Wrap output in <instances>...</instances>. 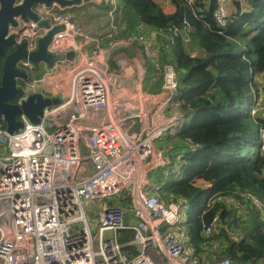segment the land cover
<instances>
[{
  "label": "built area",
  "instance_id": "built-area-1",
  "mask_svg": "<svg viewBox=\"0 0 264 264\" xmlns=\"http://www.w3.org/2000/svg\"><path fill=\"white\" fill-rule=\"evenodd\" d=\"M226 4L227 0H216L214 19L220 26L226 22ZM38 12L52 25L64 27L53 36L47 52L55 56L74 52L75 58L67 62L71 65L65 72L66 92L58 84L46 90L48 97L60 102L44 108L37 124L21 115L23 127L12 135L0 124V264H199L179 232L183 207L145 192L147 172L164 164L155 142L179 121L172 110L177 88L174 66H162L158 93L129 86L119 74L107 71L104 59V54L125 47L129 39L110 41L105 52L95 45L89 57L80 60L77 40H96V35L82 29L68 9L41 6ZM12 32L18 44L26 41L28 52L46 33L33 22H23ZM158 49L157 44L150 48L151 59L157 58ZM37 84L31 82L30 87ZM196 184L203 190L211 188L202 180ZM123 193L129 197L127 207ZM236 195L263 207L250 194ZM217 199L211 195L204 212ZM100 200L108 202L96 216L98 227L93 233L89 209L83 204ZM224 200L241 204L234 197ZM126 231L129 238L120 242ZM201 231L207 241L200 263L208 259L206 264H232L229 257L217 255L216 236L224 231L237 244L241 235L221 224L218 216L204 222Z\"/></svg>",
  "mask_w": 264,
  "mask_h": 264
},
{
  "label": "trees",
  "instance_id": "trees-1",
  "mask_svg": "<svg viewBox=\"0 0 264 264\" xmlns=\"http://www.w3.org/2000/svg\"><path fill=\"white\" fill-rule=\"evenodd\" d=\"M116 1L117 22L123 26L119 39L154 29L159 55L151 68L156 80L160 83L165 63L177 74L172 110L179 121L159 139L168 144L160 149L164 164L149 176L151 191L166 204L181 205L184 213L190 208L179 227L199 264L207 241L202 224L214 216L242 237L236 244L220 232L219 257H229L232 264H264V107L256 104L264 94V0H227L224 26L214 19L216 0H166L171 12L155 0ZM196 50L204 53L192 57ZM23 97L19 94L10 103ZM198 180L211 188L201 189ZM237 193L252 195L263 207L245 203ZM211 195L218 199L204 212ZM228 197L241 207L226 203ZM122 233L120 242L130 236Z\"/></svg>",
  "mask_w": 264,
  "mask_h": 264
},
{
  "label": "water",
  "instance_id": "water-1",
  "mask_svg": "<svg viewBox=\"0 0 264 264\" xmlns=\"http://www.w3.org/2000/svg\"><path fill=\"white\" fill-rule=\"evenodd\" d=\"M89 0H0V121L9 135L17 133L23 124L18 117L25 116L32 124H37L43 109L58 104L59 98L46 97L40 87L31 88L28 82L34 80L20 68L22 62H29L34 67L44 66L53 69L56 63L72 62L74 52L66 55H52L47 46L53 36L64 30L62 25H52L48 19L39 16L41 6H58L69 9L87 3ZM18 2V3H17ZM23 22H33L43 28L45 34L37 40L35 50L26 49V41L18 44L17 35L12 31L18 29ZM204 51L200 50L199 54ZM21 82V87L17 83ZM24 97L17 103H10L19 94Z\"/></svg>",
  "mask_w": 264,
  "mask_h": 264
},
{
  "label": "crops",
  "instance_id": "crops-1",
  "mask_svg": "<svg viewBox=\"0 0 264 264\" xmlns=\"http://www.w3.org/2000/svg\"><path fill=\"white\" fill-rule=\"evenodd\" d=\"M155 1L160 3L162 9L165 12L172 11L170 5L166 2V0ZM118 5L119 2L116 0H89L85 4H81L80 6L68 9L74 15L75 22L82 29L88 32H92L94 35H96V40L91 41L85 40L84 38H79L77 40L80 44V51L76 54L77 59L84 60L89 57L90 50L95 45H98L102 49V51L105 52L108 49L110 41L123 40L119 39L123 38L122 36H120V31L123 26H121L119 21L117 22L119 7ZM113 8L114 11L111 12ZM128 39L130 40V42L125 47H116L111 51L109 56L108 54H104V59L107 62V71L119 74L121 76V80L129 86H140L147 93H158L161 88L162 79L160 83H158V81L156 80L157 78H155V70L151 68L156 60L151 59L148 55L151 47L156 44L159 46V43L157 41V31H155L154 29H147L146 32H142L136 38ZM158 51L157 57L159 55ZM197 53L199 54V51L196 50V52L191 53V56L194 57ZM65 64L67 65V62L56 64V68L52 71L48 70V68L44 66H41V68L37 70L34 69L33 77L41 75V78L38 80L37 78L34 79V82L41 83V88L45 89V91L48 90V88L49 90H53L55 88V82L66 81V73L64 72L62 73V75L60 74V70ZM37 87L40 86L37 84L35 88ZM256 104L257 106L264 107L263 93L256 100ZM133 128H135V133L138 128L137 119L133 121ZM167 144L168 142H166V140L162 141L160 144V148H156L157 152L160 153V149L164 151V148L167 147ZM159 156L162 158V152L159 154ZM163 156L166 157L167 154L164 152ZM160 160L161 159H159V161ZM160 163L158 165L155 164L152 170L161 165ZM152 170L147 172V174L145 175V179L147 180V183L149 185V176L152 173ZM143 180L144 179H142V181H140L139 183H142ZM155 189H157V187ZM150 192L156 194L154 193V191L150 190ZM181 232H183L182 228L180 230V233ZM185 241H187V239ZM186 247L188 248V246Z\"/></svg>",
  "mask_w": 264,
  "mask_h": 264
},
{
  "label": "rangeland",
  "instance_id": "rangeland-1",
  "mask_svg": "<svg viewBox=\"0 0 264 264\" xmlns=\"http://www.w3.org/2000/svg\"><path fill=\"white\" fill-rule=\"evenodd\" d=\"M103 25H104V23H103ZM70 65L71 64H67V65L65 64L62 67V69L60 70V74L62 75V73L67 72L69 70L68 66H70ZM68 77H69L68 76V73L65 74L66 81L65 82H61L62 87L60 86V82H55V84H58L59 87L61 88V90H63L64 92H66V89H67L68 84H69ZM46 81H47V77H46ZM50 83H52V82H50ZM38 85L40 87L42 86L41 83H38ZM17 86H18V83H17ZM45 96H47V93L45 94ZM132 131H135V128H133ZM164 140H157L155 142V145H156L155 147L156 148H160V146H161L160 144ZM0 153H1V151H0ZM173 178H174V175H173ZM150 190H151V187H150L149 184H147V186L145 188L146 194H149L150 193ZM105 202H108V200H106V201H103V200H100V201H91V202H89L87 204H85V203L83 204V207L85 208V210H88L89 209L88 224H89V227H90V229H91V231L93 233L96 232L97 227H98L97 217L96 216L99 213L102 204L105 203ZM185 215H186V217H185ZM189 216H190V208H187L186 212L185 213L183 212L184 221L187 220L189 218ZM130 219H131L130 218V215L128 214V220H130ZM180 230H181V228H179V232H180ZM183 234H185L184 231H183Z\"/></svg>",
  "mask_w": 264,
  "mask_h": 264
},
{
  "label": "flooded vegetation",
  "instance_id": "flooded-vegetation-1",
  "mask_svg": "<svg viewBox=\"0 0 264 264\" xmlns=\"http://www.w3.org/2000/svg\"><path fill=\"white\" fill-rule=\"evenodd\" d=\"M24 63H27V64H30V65H31V63H29V62H24ZM20 68H21L22 70H24L25 72H27L28 75L34 80V77L31 76V73L34 72V69L37 70V69L41 68V66H36V67L33 66V68H32L31 70L28 69L29 67L27 68V67H24L23 65H20ZM30 84H31V82H28L26 88H28V85H30ZM18 86L21 87V82H18ZM40 88H41V87H40ZM41 89H42V92H43L44 95H45V92H46L45 89H43V88H41ZM46 97H48V96H46ZM18 118H19V117H18Z\"/></svg>",
  "mask_w": 264,
  "mask_h": 264
},
{
  "label": "bare ground",
  "instance_id": "bare-ground-1",
  "mask_svg": "<svg viewBox=\"0 0 264 264\" xmlns=\"http://www.w3.org/2000/svg\"><path fill=\"white\" fill-rule=\"evenodd\" d=\"M51 7H56V5H52ZM57 11H59V10H57ZM154 60H157V58H154ZM60 63H62V62H60ZM256 200L258 201V199H256Z\"/></svg>",
  "mask_w": 264,
  "mask_h": 264
}]
</instances>
